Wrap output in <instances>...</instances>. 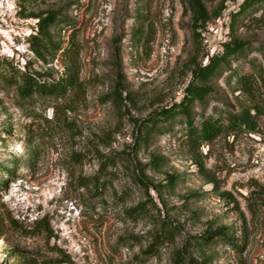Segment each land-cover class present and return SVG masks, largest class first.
<instances>
[{"label":"rangeland","instance_id":"1","mask_svg":"<svg viewBox=\"0 0 264 264\" xmlns=\"http://www.w3.org/2000/svg\"><path fill=\"white\" fill-rule=\"evenodd\" d=\"M200 1L207 20L196 23L187 0H0V59L53 80L71 66L83 85L63 100L22 99L0 66V264H264V113L256 133L199 147L186 145L179 117L146 142L136 131L233 41L248 47L204 84L194 124L252 105L233 72L264 77V3L231 29L245 0ZM46 12L71 60L29 51V16ZM162 225L173 236L145 254ZM218 228L236 249L194 246Z\"/></svg>","mask_w":264,"mask_h":264},{"label":"trees","instance_id":"2","mask_svg":"<svg viewBox=\"0 0 264 264\" xmlns=\"http://www.w3.org/2000/svg\"><path fill=\"white\" fill-rule=\"evenodd\" d=\"M27 1V0H25ZM188 7L192 12L195 22H205L207 20L206 11L200 0H187ZM264 0H245L242 7L230 16L229 26L234 29L237 19L240 15L248 13L249 10L258 9ZM36 19L35 32L28 38L29 51L43 63H47V58L54 59L58 53L68 60H71L75 54L73 45L62 48V42H54L51 35V27L58 22L56 13L46 12L29 16ZM248 47L247 43L233 41L222 45V50L208 58L204 66L195 68L192 73V80L184 89L183 96L178 103L149 116L140 121L136 126L138 135H142L143 141L152 136L156 131L166 126L176 117L181 119V124L185 126L184 140L189 147H199L203 144H210L220 135H231L233 137L245 133L254 134L258 130L257 119L264 113V77L251 74L234 73L236 84L239 89L248 95H253L254 100L249 108H242L238 112H231L224 118H202L195 125L192 107L195 103H203L204 99L211 94L210 88L204 86L222 67H230L231 62L237 61L243 57L244 50ZM10 68V71L4 78L12 83L17 94L22 99L30 98L32 95L46 98L52 101L63 100L73 91L81 90L83 85L78 79V75L73 72L71 66L67 67L65 73L55 80L51 79V74L38 71L19 72L12 68L11 64L0 59V66ZM101 172V170H100ZM6 175L11 172L4 170ZM4 187V183H1ZM91 187L93 193H98L104 187L101 177L98 174L92 179ZM175 228L170 225H162L160 230L153 235L145 254H151L152 249L160 245L165 238L173 236ZM220 241L221 244L236 249V240L228 233L227 228H218L215 230H205L201 235L193 238L191 241L194 246L200 249L207 248L212 242ZM176 259H180L178 256Z\"/></svg>","mask_w":264,"mask_h":264}]
</instances>
